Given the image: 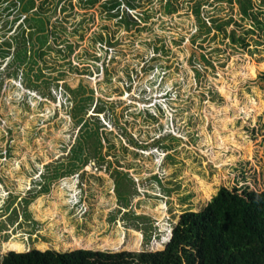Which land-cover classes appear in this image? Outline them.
<instances>
[{"label":"rangeland","instance_id":"374dc122","mask_svg":"<svg viewBox=\"0 0 264 264\" xmlns=\"http://www.w3.org/2000/svg\"><path fill=\"white\" fill-rule=\"evenodd\" d=\"M13 1L0 5H10L7 19L23 4ZM43 1L29 7L42 8L57 32L41 45L47 53L34 70L27 60L18 77L7 75L12 57L0 58V262L9 250L33 247L162 249L180 214L203 208L221 186L264 189L261 30L243 49L224 33L213 37L215 28L200 30L196 0H177L170 14L166 0H141L134 12L152 16L130 26L110 17L103 0L87 7L72 0L73 10L69 0ZM208 1L209 25L213 15L233 16L241 25L231 22L229 31L254 28L236 2ZM99 33L114 44L102 46ZM78 80L85 89L73 92ZM80 141L85 154L74 158ZM25 195L33 196L29 205Z\"/></svg>","mask_w":264,"mask_h":264},{"label":"trees","instance_id":"16d2710c","mask_svg":"<svg viewBox=\"0 0 264 264\" xmlns=\"http://www.w3.org/2000/svg\"><path fill=\"white\" fill-rule=\"evenodd\" d=\"M5 1L1 0L0 5ZM63 1L58 0L57 5ZM100 1L79 0L78 2L80 6L87 7ZM203 1L196 0L193 10L197 15L200 30L204 28L208 34L213 28L217 30L213 37L224 33L223 38H229L228 44L247 49L250 45L247 40L248 34L255 33L257 29L264 33V0H214L220 3L226 1L229 4L234 2L238 4L241 19L247 20L254 27L245 33L238 32L236 27L229 31L227 26L231 22L241 25L233 16L226 19L213 15L210 19L212 23L209 25L205 16L202 15V12L206 10L203 8ZM206 1L210 3L208 0ZM24 2L25 0H15L11 3L15 7L17 4L23 3L20 13L12 19H7L6 14H3V11L9 9L10 5L0 9V27L4 30L3 37L0 34V58L5 60L7 56L12 57L8 68L14 65L16 67L11 71L8 69L7 75L15 77H18L21 66L27 60L31 62V70H34L39 60L47 53L46 50L41 49L45 38L49 33L52 35L57 33L53 27H50V19L42 8L37 7L38 10L31 13L30 10L36 7V0ZM69 2L70 9L73 10L76 3L74 4L72 0ZM30 4L32 8L29 7ZM101 4L103 10L110 17L119 18V22L126 26L140 25L142 21H147L152 16L148 10L144 11L145 14L134 12L142 5L141 0H103ZM123 4H126V8L123 7ZM67 5L66 2L63 3L61 11L67 10ZM162 5L163 12L170 14L178 10L180 2L166 0ZM12 13L11 10L8 15ZM21 19L22 21L14 32L6 37L8 30H12L13 26ZM8 23L11 26L4 28ZM96 37L102 46L105 41L109 46L114 44L112 37H108L106 40L103 33H99ZM34 38L37 39L36 42H34ZM30 42L40 46L37 49L29 48L27 43ZM68 46L73 50L72 44ZM29 51L30 55H28ZM107 52L106 49L105 53ZM205 58L208 61V58ZM97 59H99L98 56ZM41 68L38 67L35 75L41 74ZM22 72L28 74L24 68ZM29 79L31 80L30 77ZM78 81L79 84L73 88V92L78 91V88L85 89V84ZM31 84L38 86L37 81L31 80ZM91 97L92 95L81 96L74 105L73 111L83 108L84 102ZM141 112L155 118V114L149 108L141 110ZM95 129H90L89 132H97ZM91 133L89 134L91 135ZM84 145L85 142L80 141L75 147L77 154L74 155V158L83 157L82 155L86 151ZM70 164L79 165L76 160ZM32 198L33 196L25 195L22 200L26 205H29ZM12 203H8L6 207L10 208ZM16 209L14 206L11 211H16ZM25 211L30 215L27 210ZM8 245L16 249L23 247L16 242L8 243ZM0 264H264V189L258 191L249 186H244L241 189L221 186L203 208L200 210L186 209L180 214L172 226L170 238L162 249L133 251L83 247L68 250L51 248L43 250L33 247L25 251L9 250L2 256Z\"/></svg>","mask_w":264,"mask_h":264},{"label":"built area","instance_id":"2783aa9c","mask_svg":"<svg viewBox=\"0 0 264 264\" xmlns=\"http://www.w3.org/2000/svg\"><path fill=\"white\" fill-rule=\"evenodd\" d=\"M170 236H171V235H170ZM170 236H169V238H170ZM169 238H168V239H169ZM166 241H167V239H166ZM166 241H165V242H166Z\"/></svg>","mask_w":264,"mask_h":264},{"label":"bare ground","instance_id":"6f19581e","mask_svg":"<svg viewBox=\"0 0 264 264\" xmlns=\"http://www.w3.org/2000/svg\"><path fill=\"white\" fill-rule=\"evenodd\" d=\"M1 1V0H0Z\"/></svg>","mask_w":264,"mask_h":264}]
</instances>
